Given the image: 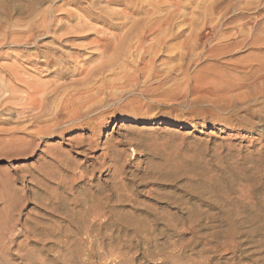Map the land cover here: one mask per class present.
I'll use <instances>...</instances> for the list:
<instances>
[{
    "label": "rangeland",
    "instance_id": "rangeland-1",
    "mask_svg": "<svg viewBox=\"0 0 264 264\" xmlns=\"http://www.w3.org/2000/svg\"><path fill=\"white\" fill-rule=\"evenodd\" d=\"M20 1L25 24L9 31L0 28V127L26 125L21 111L27 85L40 90L49 110L74 104L91 122L82 119V129L70 125L63 135L35 140L33 150L24 155H0V184L7 182L5 186L19 196L8 210L12 215L7 214L13 222L11 232L0 230V264H264V101L244 99V88L236 86L241 69L231 64L259 56L249 43L218 60L209 52L213 45L241 42V37L232 38L241 29L239 22L264 16V3L258 16L257 9L240 7L245 0H239L241 5L237 0H217L216 12L225 13V18H220L222 13L211 16L209 21L218 22L215 37L194 45L193 35L201 27L198 6L204 0ZM176 2L194 12L189 22L177 21L164 39V49L143 59L133 42L131 53L119 58L112 54L131 22L148 10L160 14ZM127 8L135 12L126 21L89 17ZM44 13L52 35L41 36L36 46L8 43L12 36L24 38L23 25ZM6 21L0 14V23ZM154 40L149 41L153 46ZM47 48L59 64L47 68L42 62L27 63ZM10 69L19 81L11 80ZM75 137L86 142L76 144ZM82 167L89 173L81 180ZM38 169L48 170V179Z\"/></svg>",
    "mask_w": 264,
    "mask_h": 264
},
{
    "label": "bare ground",
    "instance_id": "bare-ground-1",
    "mask_svg": "<svg viewBox=\"0 0 264 264\" xmlns=\"http://www.w3.org/2000/svg\"><path fill=\"white\" fill-rule=\"evenodd\" d=\"M119 1V0H118ZM123 1V0H122ZM222 1V0H221ZM239 2V0H237ZM241 1V0H240ZM244 1V0H243ZM125 4L126 3H130V0H124L123 1ZM235 2V1H234ZM118 3H122V2H118ZM203 3V2H202ZM236 3V2H235ZM240 3V2H239ZM242 3V2H241ZM238 4V5H241ZM262 3H264V0H245L243 2V5H241L240 7L241 8H251V9H257L256 11L258 12V16H259V12H260V7H263V6H260ZM264 5V4H263ZM229 6V4H228ZM233 6V5H232ZM243 6V7H242ZM106 7V6H105ZM141 7V6H140ZM196 7V6H195ZM239 7V6H238ZM183 9V6L180 5L179 2H176V3H173L172 4V8L171 9H165L163 10L162 12H160V14H158L159 12H156L155 11H147L146 14L144 15V17H140L139 19L131 22V25L128 27V29H126V34H125V38L120 40V43H119V47L116 48V49H113L111 50L112 51V54L113 53H116L117 55L115 56L116 58H119L120 56H125L127 53H131L132 50L134 49V51L138 54H140L142 51L144 53L143 56H140L142 57L143 59H145L147 57V55H150V57H152V55H155L157 52L155 51H159V50H162L165 48V43H164V39L166 40L167 36L171 35L170 33L172 32L174 26L176 25L177 21H181L182 23H187L189 22L191 19H192V15H193V12L192 10H190V12H186V9ZM220 8V7H219ZM218 8V9H219ZM140 10L143 11V7L139 8ZM198 9L200 10V16L198 17L199 21L198 24L199 26H201L200 28H198L195 36L193 35L194 39H195V44L194 45H197L196 43H199V42H202V41H205L207 42L209 40V36H214V33L216 32V26L218 25V22L217 20L213 23V21H209L210 20V17L211 16H214L216 14L221 15L220 12H216L217 10V0H204V3L200 6H198ZM228 9V8H227ZM226 9V11H227ZM126 10V11H125ZM129 9H124V10H120L118 12H111V13H98V15L96 16H89L90 19H93V20H97L99 19L100 17H103L104 20L106 21V19H116V17H119L117 19H124L123 21H126L127 19L131 18L132 14L135 12H131V11H128ZM155 10V9H154ZM220 10V9H219ZM239 10V9H238ZM237 10V11H238ZM244 9H242L243 11ZM263 10V8L261 9ZM90 11V10H89ZM223 11V10H222ZM264 11V10H263ZM24 3L20 0H16V2H14L13 0L10 1V0H0V14H3L4 16H6L8 18V21L4 22V23H0V28L2 30H8L9 31V28H14V27H19L21 26L22 24H25V21L23 22V14H24ZM255 13V12H254ZM43 14V13H42ZM157 14V16L155 15ZM225 13H222L221 17H224ZM228 15V14H226ZM261 15V14H260ZM38 16V15H37ZM140 16V15H139ZM143 16V15H142ZM41 18H36L37 21L33 22L32 23L30 22V24L27 25V27H24V29H22L23 31H20V33L22 32H25L26 36L22 39H20V37H10L9 39V42L11 45H15L16 44H31L33 46H36V45H39L38 42L41 38V36H44L46 34L48 35H52V33H54V29L52 27H47V17H46V14L44 13V15L40 16ZM217 17V16H216ZM225 18V17H224ZM238 18V17H237ZM242 18V17H241ZM218 19V18H217ZM130 20V19H129ZM133 20V19H132ZM232 20V19H231ZM234 20V19H233ZM232 20V21H233ZM114 21V20H113ZM28 22V21H27ZM116 22V20H115ZM118 22V21H117ZM29 23V22H28ZM120 23V22H119ZM125 22H121V24H123ZM212 23V24H211ZM78 24V23H77ZM80 24V23H79ZM115 24V23H114ZM179 24V23H178ZM239 24H242L241 25V29L236 32V35L233 34L232 36H235V37H232L233 39H237L238 37L242 38L241 42H233L231 44H223L222 46H218L217 45H213V47L210 49V57L215 59V60H218L219 58L221 57H228V56H231L230 53H232L233 50H239V46H241V44L243 45L244 43H249V48L253 49L256 51V53L258 54L259 57H255L254 56V59H251L248 63H240L241 61H238L236 60V62H229L230 60H227L225 62H229L231 64H233L236 68L238 69H241L240 72H239V75H238V80H239V83H237V87L238 88H244L245 91L243 97L246 101L248 102H256L258 100H262L264 101V58H260V57H264V16H261L260 18H257V16L250 22L249 21H246L244 23H240ZM223 25V24H222ZM82 26V24L80 25ZM110 26V25H109ZM198 26V27H199ZM112 27V26H111ZM176 27V26H175ZM113 28V27H112ZM218 28V27H217ZM0 29V30H1ZM96 29V27H95ZM98 29V28H97ZM182 29V28H181ZM181 29H178L179 31ZM99 30V29H98ZM97 30V31H98ZM195 30V29H194ZM218 30V29H217ZM238 30V29H237ZM95 31V32H97ZM100 31V30H99ZM102 31V30H101ZM4 32V31H3ZM16 32V31H15ZM178 32V31H176ZM19 33V32H18ZM17 33V34H18ZM98 33V32H97ZM100 33V32H99ZM133 33H134V36H133ZM12 34V33H10ZM14 34V33H13ZM24 34V33H22ZM177 34V33H176ZM194 34V33H193ZM216 34V33H215ZM180 35V34H179ZM191 35V34H190ZM219 35H221L219 33ZM19 36V35H18ZM23 36V35H22ZM123 36V35H122ZM133 36V38H132ZM153 36V37H152ZM6 37V36H5ZM54 37V36H53ZM152 37V38H150ZM170 37V36H169ZM168 37V38H169ZM192 37V35H191ZM192 37V38H193ZM112 38V37H111ZM118 38V37H117ZM132 38V39H131ZM155 38V41L154 40V46L152 44L149 43L150 39H153ZM173 38V37H172ZM188 38V37H187ZM231 38V39H232ZM6 39V38H5ZM4 38L2 40H5ZM103 39V38H102ZM107 39V38H106ZM131 39V40H129ZM194 39H193V43H194ZM215 39V38H214ZM221 39V38H220ZM219 39V40H220ZM7 40V39H6ZM93 40V39H92ZM91 40V41H92ZM96 41V39H94ZM99 40V39H98ZM101 40V39H100ZM190 40V39H189ZM107 41V40H106ZM129 41V43H127ZM198 41V42H197ZM210 41V40H209ZM6 42V41H4ZM135 43L136 46L133 47V45L131 43ZM156 42V43H155ZM222 42V41H221ZM112 43V42H111ZM127 43V44H126ZM149 43V44H147ZM99 44V43H98ZM216 44V43H215ZM222 44V43H220ZM41 46V45H40ZM39 46V47H40ZM45 47V46H44ZM133 47V49H132ZM173 47V46H172ZM38 50V49H37ZM103 53H106L107 50L103 49ZM155 50V51H154ZM216 51H220L218 54L215 55V52ZM109 53V52H108ZM209 53V54H210ZM214 53V55H213ZM110 54V53H109ZM206 54H208L206 52ZM260 54V55H259ZM205 55V54H204ZM55 53H51L50 50L47 48L46 51H40L38 50L35 54H34V58H32V60L28 59L27 60V63H31V62H34L35 64L39 65V62H42L44 63V66H46L47 68L48 67H51L53 65H56L58 63V60L55 58ZM131 56V55H130ZM30 57V56H29ZM179 57V56H178ZM183 58V57H182ZM38 59V60H37ZM113 59V58H112ZM222 60V59H221ZM225 60V59H224ZM59 64V63H58ZM230 65V64H229ZM232 65V66H233ZM111 66V65H110ZM40 67V66H39ZM44 67V68H46ZM149 67V66H148ZM227 67V66H226ZM146 68V67H145ZM182 68V67H181ZM224 68V67H223ZM228 68V67H227ZM231 70V69H230ZM234 72V71H233ZM9 76L11 77V80H15V81H19V77H18V73L15 71V69H10V73H9ZM236 77V76H235ZM88 78V77H87ZM91 80V79H90ZM29 82V81H28ZM84 82V81H83ZM234 82V81H232ZM230 82V83H232ZM236 82V81H235ZM14 83V82H13ZM18 83V82H16ZM23 83V82H22ZM54 83V82H53ZM234 84V83H233ZM56 85V83H55ZM51 86H52V83H51ZM57 86V85H56ZM233 87L235 86L232 85ZM235 86V87H236ZM26 95H25V99H24V103L23 104L25 107H24V110L23 112L21 111V114L23 115L22 117H24V121H26V125H22V127H14V128H10V129H5V128H1L0 127V134L1 136H3L4 138H1L0 139V155H24L26 153H29L30 151L33 150V142L35 140H42L44 138H50V137H53L54 135H63L64 133H66V129H69L67 128V126H70V125H75V128H73L74 130H79V129H82L84 128L82 126L81 123H79L80 120L84 119L85 120V116L82 114V112L80 111L81 109L79 107H77V105H74V104H70V105H63L62 108H60L59 110H56V107H55V110H49L48 108V105L47 104H50L46 101L45 97H41L39 96L40 93L38 90H35L31 87V85H27L26 86ZM234 87V88H235ZM57 88V87H56ZM55 88V90H56ZM54 89V88H53ZM237 90V89H236ZM25 92V91H24ZM235 92V90H234ZM242 92V93H243ZM56 93V92H55ZM65 94V93H64ZM235 94V93H234ZM240 94V93H239ZM238 94V95H239ZM23 95V96H24ZM74 95V94H73ZM47 96V95H46ZM241 97V94L239 95ZM238 96V98H239ZM75 97V96H74ZM54 98V97H52ZM57 99V97H56ZM68 99H71L72 98H67V101ZM85 99V98H84ZM240 99V98H239ZM244 99H241V101ZM53 100V99H52ZM70 100V101H71ZM82 100V99H81ZM9 102V101H8ZM23 102V101H22ZM247 102V103H248ZM7 103V102H6ZM70 103H74V101H71ZM246 103V102H245ZM12 104V103H11ZM16 104V103H15ZM60 104V103H59ZM67 104V102L65 103ZM69 104V103H68ZM249 104V103H248ZM14 105V104H13ZM56 105V104H55ZM5 106V105H4ZM19 106V105H18ZM17 106V108H18ZM4 109V108H3ZM6 109V108H5ZM23 109V108H22ZM58 109V108H57ZM262 109V108H261ZM259 110L257 112H262L263 110ZM19 110V109H18ZM21 110V109H20ZM84 111V110H83ZM19 112V111H18ZM20 113V112H19ZM18 114V113H17ZM20 114V115H21ZM10 120V119H9ZM2 121V120H1ZM88 124L91 122L85 120ZM3 123V122H2ZM79 124V125H78ZM21 125V124H20ZM78 125V126H77ZM66 126V128H62ZM73 131V130H72ZM17 132H21L24 134V138H17V137H14V134L17 133ZM72 133V132H71ZM74 142H76V144H81V143H84L86 142V139L81 137V138H78V137H75L72 139ZM35 143V142H34ZM57 154V153H56ZM62 155V154H61ZM114 155V154H113ZM111 154V156H113ZM58 156V154H57ZM55 156V157H57ZM110 156V155H109ZM108 156V157H109ZM64 157V156H63ZM114 157V156H113ZM66 158V157H65ZM57 159V162H58V157L56 158ZM55 159V160H56ZM61 159V158H60ZM64 160V159H63ZM104 160V159H103ZM106 160V159H105ZM110 160V159H109ZM112 161L115 160V159H111ZM62 161V160H61ZM67 161V159L65 160ZM61 163V162H60ZM59 163V166H62L61 164ZM65 163V162H64ZM63 163V164H64ZM116 163V162H114ZM112 163V164H114ZM71 164V163H70ZM58 165V164H57ZM56 165V166H57ZM67 165V164H65ZM63 165V166H65ZM69 165V164H68ZM73 165V164H72ZM72 165H71V168H72ZM53 166V164H52ZM58 166V167H59ZM79 166V165H78ZM45 167V166H44ZM42 168V166L40 167L41 170L45 169V168ZM51 167V166H50ZM67 168L69 166H66ZM65 167V169H66ZM84 167V166H83ZM82 169L84 170V172H81V174L79 175V179H84L88 173H87V168H83ZM108 167V166H107ZM109 167H113L112 165H109ZM39 168V167H38ZM39 168V169H40ZM62 168V167H61ZM75 168V167H74ZM73 168V170H74ZM79 168L81 169V166H79ZM77 168V165H76V168L75 169H79ZM38 171H41L39 170ZM48 169V168H47ZM49 170V169H48ZM47 170V171H48ZM59 170V168H58ZM45 171V170H44ZM47 171H45L47 173ZM61 171V170H60ZM63 171V170H62ZM67 171V170H66ZM75 171V170H74ZM91 171V170H89ZM50 172V170H49ZM47 173L48 175H50V173ZM52 172V170H51ZM59 173V171H57ZM55 171V173H57ZM65 172V171H64ZM70 172H72V170L70 169ZM43 174V176L47 177L48 179V175L44 172H40ZM58 173L57 174H54L55 176L57 175L58 176ZM62 173V172H61ZM66 173V172H65ZM78 173V172H75V174ZM87 173V174H86ZM52 174V173H51ZM75 174L73 176H75ZM30 175V174H29ZM38 175V174H37ZM64 175V173H63ZM71 175V176H72ZM32 176V178L36 175H34L33 173L30 175ZM40 176V175H39ZM38 176V177H39ZM61 176V175H60ZM66 176V175H65ZM72 176V177H73ZM77 176V175H76ZM4 178V175L2 176ZM6 177V176H5ZM37 177V176H36ZM34 177V178H36ZM42 177V176H41ZM51 177V176H50ZM54 177V176H53ZM51 177V178H53ZM72 177L71 180H72ZM8 179V177H6ZM44 178V177H43ZM59 178V177H58ZM68 177H66L67 179ZM69 178V179H70ZM5 179V178H4ZM38 180V178H36ZM41 179V178H40ZM39 179V180H40ZM61 179V178H60ZM68 179V180H69ZM115 179V178H114ZM1 180V178H0ZM34 180V179H32ZM43 180V179H42ZM53 180V179H52ZM54 180H57L54 179ZM65 179H63V182H64ZM70 180V181H71ZM4 181V180H3ZM10 181V180H8ZM47 181V180H45ZM44 181V182H45ZM51 181V179H50ZM58 181V180H57ZM73 181H76V180H73ZM113 181V180H112ZM115 181V180H114ZM113 181V182H114ZM12 182V180H11ZM10 182V183H11ZM37 182V181H36ZM43 182V181H41ZM40 182V183H41ZM43 182V183H44ZM67 182V181H66ZM3 182H1L2 184ZM38 183V182H37ZM65 183V182H64ZM63 183V184H64ZM69 183V181H68ZM71 183V182H70ZM73 183V182H72ZM0 184V216L2 215V217H4V220L3 222L1 223L0 222V230L4 231L6 230V234L7 232H11L12 230V226L10 227L9 226V222L13 223L12 220L10 221L9 219V216H7L8 213H11L9 212L8 210H10V208L13 206V199L14 197L16 196V192L14 189H11V188H8V186H5V185H1ZM4 184V183H3ZM60 184H61V180H60ZM112 184V183H111ZM39 185V183H38ZM69 185V184H68ZM91 185V184H90ZM11 186V185H10ZM46 186V184H45ZM44 185L42 187H45ZM57 186V185H56ZM61 186V185H60ZM63 186V185H62ZM66 186H67V183H66ZM70 186V185H69ZM68 186V188H69ZM64 187V186H63ZM72 187V185H71ZM82 187V186H81ZM14 188V187H13ZM49 189V187H46ZM61 188V187H60ZM65 189V187H64ZM111 189V188H110ZM109 189V190H110ZM117 189V188H116ZM119 189V188H118ZM51 190V189H50ZM49 190V192H50ZM85 190V189H84ZM108 190V191H109ZM43 191V190H42ZM70 192V191H69ZM76 192V191H75ZM79 192V191H78ZM82 192V191H81ZM95 192V191H94ZM97 192V191H96ZM95 192V194H96ZM19 193V192H18ZM17 193V194H18ZM33 193V192H32ZM37 193V191H36ZM34 193V194H36ZM45 193V192H44ZM68 193V192H67ZM73 193V192H71ZM84 193V192H83ZM90 193V192H89ZM76 194V193H75ZM120 194V193H119ZM40 195V193H39ZM69 195V194H68ZM89 195V194H88ZM86 195V196H88ZM91 195V194H90ZM46 196V195H45ZM48 196V195H47ZM113 196V195H112ZM16 197H19L18 195ZM40 198H37V194H36V198L37 200L38 199H41V196H39ZM44 197V196H43ZM63 197V195H62ZM69 197V196H68ZM67 197V198H68ZM78 197V196H77ZM93 197V196H92ZM47 198V197H46ZM45 198V199H46ZM54 198V197H53ZM85 198V197H84ZM98 198V197H97ZM120 198V197H119ZM35 199V198H34ZM45 199H43L42 201H44ZM51 200V198H49ZM48 199V200H49ZM62 199V198H61ZM69 199V198H68ZM72 199V198H71ZM92 199H95V198H92ZM91 199V200H92ZM22 200V199H21ZM20 200V201H21ZM48 200L46 201V203L48 202ZM56 200H58L56 198ZM75 199H73L74 201ZM87 200V197L86 199ZM90 200V199H89ZM98 200V199H97ZM15 201H17L15 199ZM14 201V202H15ZM19 201V200H18ZM17 201V202H18ZM19 201V202H20ZM54 201V200H53ZM63 201V200H62ZM66 201V200H64ZM76 201V200H75ZM78 201V200H77ZM84 201V200H83ZM93 201V200H92ZM113 201V200H112ZM22 202V201H21ZM57 202V201H56ZM82 202V201H81ZM86 202V201H85ZM84 202V203H85ZM89 202V201H88ZM40 203V202H38ZM44 203V202H43ZM42 203V204H43ZM62 203V202H61ZM68 203V202H67ZM79 203V202H78ZM77 203V204H78ZM90 203V202H89ZM88 203V204H89ZM93 203V202H92ZM102 203V202H101ZM17 204V203H16ZM20 204V203H18ZM17 204V205H18ZM49 204V203H48ZM52 204V203H50ZM49 204V206H50ZM69 204V203H68ZM77 204H74V205H77ZM16 205V206H17ZM46 205V204H45ZM57 205V204H56ZM80 205V204H79ZM100 205V204H99ZM72 206V205H70ZM82 206V205H81ZM87 206V205H86ZM90 206V205H89ZM98 206V205H97ZM73 207V206H72ZM85 207V205L83 206ZM91 207V206H90ZM109 208V207H108ZM17 209V208H16ZM15 209V210H16ZM52 209V208H51ZM54 209V208H53ZM52 209V210H53ZM56 209V208H55ZM74 209V208H73ZM77 209H79L77 207ZM11 210H14V209H11ZM82 211V209H79ZM85 210V209H84ZM87 210V209H86ZM100 210V209H99ZM73 211V210H72ZM71 211V212H72ZM97 211V209H96ZM101 211V210H100ZM99 211V215H101ZM18 212V211H17ZM55 212V211H54ZM92 212V211H91ZM112 212V211H111ZM116 212V211H115ZM20 213V212H19ZM17 213V214H19ZM56 213V212H55ZM79 213V212H78ZM93 213V212H92ZM72 214V213H70ZM76 214V213H75ZM82 214V213H81ZM88 214V212H87ZM95 214V213H94ZM98 215V213H96ZM103 214V213H102ZM112 214V213H111ZM117 214V213H116ZM12 215V213H11ZM93 215V214H92ZM105 215V214H104ZM80 216V215H79ZM89 216V215H88ZM102 217H104L103 215H101ZM113 216V215H111ZM118 216V214H117ZM176 217V216H175ZM16 218V217H15ZM81 218V217H80ZM94 218V217H93ZM97 217H95L96 219ZM101 218V217H100ZM177 218L179 219V217L177 216ZM12 219V218H11ZM83 219V217H82ZM81 219V220H82ZM87 219V218H86ZM92 219V218H91ZM144 219V218H143ZM182 219V218H180ZM184 219V218H183ZM2 220V219H1ZM16 220V219H15ZM90 220V219H89ZM99 220V219H98ZM108 220V219H107ZM113 220V219H112ZM116 220V219H115ZM101 221V220H100ZM109 221V220H108ZM107 221V223H108ZM117 221V220H116ZM120 221V220H119ZM153 221V220H152ZM164 221V220H163ZM162 221V222H163ZM177 221V219H176ZM175 221V222H176ZM182 221V220H181ZM184 221V220H183ZM182 221V224H184V222ZM17 222V221H16ZM115 222V221H114ZM155 222V221H154ZM71 223V222H70ZM73 223V222H72ZM71 223V224H72ZM75 223V222H74ZM96 223V222H95ZM104 223V222H103ZM113 223V222H112ZM180 223V222H179ZM3 224L5 225V227L2 229L1 226H3ZM17 224V223H16ZM78 224V223H76ZM75 224V225H76ZM80 224V223H79ZM78 224V225H79ZM83 224V223H82ZM105 224V223H104ZM130 224V223H129ZM178 224V223H177ZM95 225V224H94ZM127 225V224H126ZM181 225V224H180ZM178 225V226H180ZM16 226V225H14ZM80 226V225H79ZM84 226V225H83ZM82 226V227H83ZM86 226V225H85ZM93 226V225H92ZM100 226V225H99ZM129 226V225H128ZM175 226V224H174ZM173 226V227H174ZM183 226V225H181ZM69 227V226H68ZM77 227V226H76ZM75 227V228H76ZM115 227V226H114ZM126 227V226H125ZM130 227V226H129ZM133 227V226H132ZM74 228V227H73ZM81 228V227H80ZM85 228V227H83ZM82 228V231L84 230ZM118 228V227H117ZM140 228V227H139ZM175 230H177V225ZM179 228V227H178ZM64 229V228H63ZM77 229V228H76ZM93 229V228H92ZM120 229V228H119ZM118 229V230H119ZM147 229V228H146ZM170 229V228H169ZM14 230V228H13ZM88 230V227L86 229V231ZM103 230V229H102ZM115 230V229H114ZM126 230V229H125ZM80 231V230H79ZM85 231V230H84ZM91 231V230H90ZM89 231V232H90ZM93 231V230H92ZM116 231V230H115ZM186 231V230H185ZM113 232V231H112ZM117 232V231H116ZM151 232V231H150ZM149 232V233H150ZM182 232V231H181ZM229 232V231H228ZM3 233V232H2ZM1 233V234H2ZM33 233V232H31ZM76 233V232H74ZM91 233V232H90ZM106 233V232H104ZM110 233V231H109ZM132 233V232H131ZM4 234V233H3ZM29 234V233H28ZM48 234V233H47ZM81 234V233H80ZM92 234V233H91ZM98 234V233H97ZM116 234V233H115ZM170 234V233H169ZM16 235V233H15ZM30 235V234H29ZM43 235V234H42ZM49 235V234H48ZM84 235H86L84 233ZM90 234H87V236H89ZM95 235V234H94ZM108 235V234H107ZM112 235V234H111ZM5 236V235H3ZM7 236V235H6ZM36 236V234H35ZM45 236V235H44ZM47 236V235H46ZM80 236V235H79ZM103 236V235H102ZM2 237V236H1ZM33 237V236H32ZM40 237V236H39ZM54 237V236H53ZM52 237V238H53ZM66 237V236H65ZM91 237V236H90ZM89 237V238H90ZM108 237V236H107ZM3 238V237H2ZM87 238V237H86ZM44 239V237H43ZM47 239V238H46ZM50 239V237H49ZM81 239V238H80ZM91 239V238H90ZM98 239V237H97ZM102 239V238H101ZM109 239V238H108ZM230 239V238H229ZM69 240V239H68ZM99 240V239H98ZM231 240V239H230ZM85 241V240H84ZM82 240V242H84ZM93 241V240H92ZM76 242V241H75ZM80 242V241H79ZM57 243V242H56ZM88 243V242H87ZM94 243V242H93ZM6 244V243H5ZM4 244V245H5ZM49 244V243H48ZM64 244V243H62ZM77 244V243H76ZM50 245V244H49ZM65 245V244H64ZM89 245V244H88ZM95 245V244H94ZM219 245V244H218ZM66 246V245H65ZM68 247V246H67ZM102 247V246H101ZM108 247V246H107ZM115 247V246H114ZM211 247V246H210ZM0 248H2L0 246ZM5 248V247H4ZM117 248V247H116ZM234 248V247H233ZM67 249V248H66ZM90 249H91V245H90ZM95 249V248H94ZM2 250V249H1ZM86 250V249H85ZM103 250V249H102ZM109 250V248H108ZM6 251V250H5ZM107 251V250H106ZM2 252V251H1ZM70 252V251H69ZM89 252V251H88ZM110 252V251H109ZM91 253V252H90ZM111 253V252H110ZM119 253V252H118ZM28 254V253H27ZM27 254L26 256L24 257H27ZM30 254V253H29ZM102 254V253H101ZM2 255V254H1ZM0 255V256H1ZM112 255V254H111ZM113 255H114V252H113ZM30 256V255H29ZM28 256V257H29ZM103 257V256H102ZM2 258V256H1ZM87 259V258H86ZM111 259V258H110ZM115 259V258H114ZM29 260V259H28ZM113 260V259H112ZM33 261V259H32ZM39 261V260H37ZM114 262V261H113ZM196 262V261H195ZM3 263V262H2ZM29 263V262H28ZM34 263V262H33ZM92 263V262H91ZM207 263V262H206ZM205 263V264H206ZM4 264V263H3ZM31 264V262H30Z\"/></svg>",
    "mask_w": 264,
    "mask_h": 264
}]
</instances>
